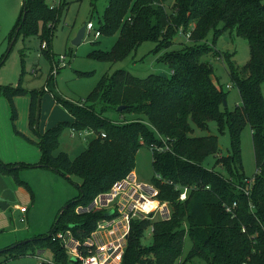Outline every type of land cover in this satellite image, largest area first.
I'll use <instances>...</instances> for the list:
<instances>
[{"label":"trees","instance_id":"1","mask_svg":"<svg viewBox=\"0 0 264 264\" xmlns=\"http://www.w3.org/2000/svg\"><path fill=\"white\" fill-rule=\"evenodd\" d=\"M61 14L45 0H23L9 37L41 31L48 45ZM98 30L101 34H118V38L111 49H95L90 55L116 62L144 41H153V53L169 67L168 76L150 73L140 77L120 68L104 75L84 100L73 102L59 97L73 119L57 122L38 134V140L18 128L15 101L17 96L30 95L29 127L36 132L38 92L0 86V95L10 104L14 133L41 151L39 161L32 166L51 167L67 178L78 175L82 179L76 183L79 197L61 209L48 235L10 245L0 253L15 257L39 254L38 249L48 248L55 263L78 264L58 234L69 230L73 237L84 241L101 219L110 216L105 208H76L88 207L99 194L111 190L116 181L133 171L141 146L151 149L152 144L162 145L165 139L169 149L151 150L155 174L161 175L160 179L154 175L158 197L169 202L171 218L133 219L122 264H192L195 257L208 264H264L263 0H110ZM211 30L215 35L235 31L246 38L249 61L239 65L232 58L233 52L218 51L209 45L206 37ZM179 32H190V42L181 41L179 48L170 49ZM212 54H220L225 60L229 76L238 87L241 102L233 109L223 106L227 91L216 84L214 67L204 58ZM120 105L125 107L119 111ZM106 110L118 111L121 118L115 121L104 116ZM210 121H215L221 132L228 128V154L220 153L218 135L194 134L195 126L208 129ZM247 125L256 161L250 182L241 155V135ZM66 127L79 132L93 130L97 136L76 157L64 151L54 154ZM102 131L106 136H101ZM211 154L227 174L203 164ZM19 166L0 158V172L15 175ZM184 185L195 187L182 201L178 186ZM150 225L151 242L144 245L142 239ZM187 234L192 247L180 260Z\"/></svg>","mask_w":264,"mask_h":264},{"label":"rangeland","instance_id":"2","mask_svg":"<svg viewBox=\"0 0 264 264\" xmlns=\"http://www.w3.org/2000/svg\"><path fill=\"white\" fill-rule=\"evenodd\" d=\"M45 2L50 5L53 0H45ZM109 2L110 0H63L61 5L55 7L59 8L62 14L53 38L47 47H42L47 39H43L41 31L27 36L20 33L16 38H13V35L9 37L19 17L23 0H0V86H20L28 91L38 92L36 132L32 133L35 140H38V134L44 133L57 122L69 118L67 109L60 102L62 98L73 102L84 100L104 75H112L120 68L127 69L140 77L161 71L169 72V67L157 60V55L153 53L156 44L149 40L144 41L124 59L116 62L100 60L90 55L95 49H111L118 38V34L102 33L98 37L95 36ZM90 20L94 23V29L91 32L86 31L82 41L75 44L73 40L78 31ZM49 24L47 23L48 26ZM175 39L176 43L170 49L179 48L181 41L190 42L183 32L177 33ZM206 42L218 51L233 52L232 58L239 65L247 63L250 59L248 40L235 31H225L215 35V32L211 30L206 37ZM61 55H64L65 59L59 61ZM204 58L214 67L212 77L216 84H221L227 91L226 103L224 102L223 106L227 105L229 109H233L241 102V97L237 85L229 76L225 60L221 59L220 54H212ZM57 61H59L58 70L54 71ZM262 92L264 95V81ZM27 96L31 101L30 95ZM59 97L60 100H58ZM103 114L115 121L121 118L116 110H106ZM19 119L20 114L18 123L26 129L27 124L29 128L28 119L21 121ZM6 134L5 139L8 145L5 146L4 155H0V158L7 163L21 164V166L15 175L0 172V200L9 203V207L5 210L0 207V251L27 239L48 235L61 209L68 202L79 197V188L76 183L82 181L78 175H73L70 179L51 167L32 166L40 159L36 158L37 149L29 142V147H18L17 142L19 143L18 140L21 139L17 140L12 138L10 133ZM194 134L218 135L220 153L228 154L231 139L227 127L224 132H221L217 123L210 121L208 129L202 130L195 126ZM93 137L95 135H92ZM87 142L85 134L78 131L73 134L72 128L66 127L54 154L64 151L71 157H76L85 148ZM241 155L244 174L252 178L256 172V161L249 125L243 129L241 135ZM152 161V150L147 146H141L134 166L139 181L154 182L155 170ZM203 164L207 168H215L227 174L221 165H216L215 155L207 156ZM16 203L20 204V207L29 208L27 215L24 214L25 221H22L23 214L20 207H15ZM155 218L158 219L159 215ZM150 242L151 237L147 234L142 239V243L147 245ZM191 247L192 241L187 234L180 260L188 254ZM36 252L41 254V258L38 254L6 257L0 253V264H42L43 257L51 258L53 261L46 264H57L54 262L55 258L50 249H38ZM192 264L208 263L202 258L195 257Z\"/></svg>","mask_w":264,"mask_h":264},{"label":"built area","instance_id":"3","mask_svg":"<svg viewBox=\"0 0 264 264\" xmlns=\"http://www.w3.org/2000/svg\"><path fill=\"white\" fill-rule=\"evenodd\" d=\"M63 0H53V3L48 5L55 8L61 5ZM94 23L90 20L86 25V31L91 32L94 29ZM85 31V32H86ZM185 33V32H184ZM101 35L99 30H96L95 36ZM187 38L190 32H186ZM42 47H47V42H43ZM65 59L61 55L60 60ZM57 64L54 71L58 70ZM77 130L72 128V133ZM79 132V131H78ZM79 133L85 134V138H92V135L97 136L93 130L85 129ZM101 136H106L104 131ZM163 144H152L151 149L164 151L169 149V145L165 139ZM156 178H161V175L156 173ZM252 178L246 179L248 182L253 181ZM180 188V200H185L191 188L195 186H178ZM246 192H249L248 190ZM159 188L152 183H144L139 181L136 172L131 171L125 178L114 183L111 190L99 194L86 208L78 206L76 209L91 210L94 208H105L109 210L107 215L110 217L101 219L97 228L84 241H80L73 237L71 232H60L58 235L63 240L72 257H75L78 264H122L123 254L127 246V238L131 228V221L138 218H154L159 215L160 219L168 220L171 218V207L168 201H162L158 197ZM235 205V203H234ZM21 211H26V207H20ZM231 210V207H227ZM110 212V213H109ZM24 220V218H22ZM153 225H150L148 233L151 234ZM82 249H87L89 253H85ZM44 263V262H43Z\"/></svg>","mask_w":264,"mask_h":264},{"label":"crops","instance_id":"4","mask_svg":"<svg viewBox=\"0 0 264 264\" xmlns=\"http://www.w3.org/2000/svg\"><path fill=\"white\" fill-rule=\"evenodd\" d=\"M102 35V34H101ZM15 101H16V105H17V108H18V111H19V114H20V121L23 120V119H28V124H29V110H30V100L28 99V96H17L15 98ZM69 113V112H68ZM69 118L67 120H72V116L71 114L69 113ZM27 126V129L24 127V126H20V124L18 123V128L23 132L25 133L26 135H28L29 137L35 139V137L33 136V131L30 130L28 128V125L26 124ZM6 133H10V136L14 139H21V140H18L19 143L17 142L18 144V147H27L29 144L28 142L25 140H23L20 136L16 135L13 131V128H12V124H11V109H10V104H9V101L8 99L5 97V96H2L0 95V155L2 156V154L4 155V150L6 149V145H8V142L6 141L5 139V136L7 135ZM36 149H37V159L40 158V154H41V151L39 149L38 146L36 145H33ZM29 147V146H28ZM135 171V170H134ZM21 205L16 203L15 207H20ZM29 211V208H27V210L24 212V211H21L23 216L22 218H24V220L22 221H25L26 220V217L24 214L28 213ZM27 215V214H26ZM21 218V219H22ZM38 256H40L41 258V254L39 253ZM52 257V256H51ZM42 260L45 262V263H42V264H46V263H52V259L51 258H46V257H43Z\"/></svg>","mask_w":264,"mask_h":264},{"label":"water","instance_id":"5","mask_svg":"<svg viewBox=\"0 0 264 264\" xmlns=\"http://www.w3.org/2000/svg\"><path fill=\"white\" fill-rule=\"evenodd\" d=\"M85 31H86V25L82 26L81 29L78 31L76 37H75L74 40H73V42H74L75 44H79V43L82 41V39H83V37H84V35H85ZM159 75H161V76H165V77L168 76L167 72H165V71H161V72H159ZM225 103H226V100H225ZM124 107H125V105H120V106H118V110L120 111V110H122ZM0 207H1L2 209L5 210V209H7V208L9 207V203H7V202L4 201V200H0ZM109 213H110V212H109ZM71 226H73V225H71ZM72 259H73V260H76L75 257H73Z\"/></svg>","mask_w":264,"mask_h":264}]
</instances>
